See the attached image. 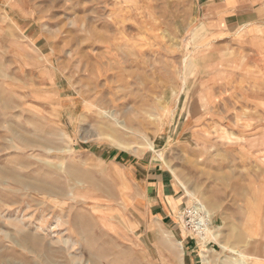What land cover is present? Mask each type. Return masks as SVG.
I'll list each match as a JSON object with an SVG mask.
<instances>
[{
  "label": "rangeland",
  "instance_id": "374dc122",
  "mask_svg": "<svg viewBox=\"0 0 264 264\" xmlns=\"http://www.w3.org/2000/svg\"><path fill=\"white\" fill-rule=\"evenodd\" d=\"M230 250L264 264V0H0V264Z\"/></svg>",
  "mask_w": 264,
  "mask_h": 264
},
{
  "label": "crops",
  "instance_id": "0c3cea01",
  "mask_svg": "<svg viewBox=\"0 0 264 264\" xmlns=\"http://www.w3.org/2000/svg\"><path fill=\"white\" fill-rule=\"evenodd\" d=\"M146 163L144 165H141V168H142V170L143 169L146 170V171L143 170V173H144L143 177L147 180V183L149 184V187L155 190V196L158 199V202H155L154 205H153L154 209L156 211L165 210L162 207V204L160 203V201H161L162 198L166 197L167 187L163 183L164 179H161L160 176L158 177V174H159V170L157 168L158 167V163H154L152 158L149 159L148 161H146ZM167 207H169L168 204H167ZM165 212L166 211H164V213ZM259 263H262V262H259Z\"/></svg>",
  "mask_w": 264,
  "mask_h": 264
},
{
  "label": "bare ground",
  "instance_id": "6f19581e",
  "mask_svg": "<svg viewBox=\"0 0 264 264\" xmlns=\"http://www.w3.org/2000/svg\"><path fill=\"white\" fill-rule=\"evenodd\" d=\"M102 110V109H101ZM110 114H112V112H110ZM109 115V114H108ZM107 115V116H108ZM112 115H115V113L114 114H112ZM115 117H116V115H115ZM113 118V117H112ZM207 209V208H206ZM57 220L58 221H62V218L61 217H58L57 218ZM61 223H64V221L63 222H61ZM43 224H44V222H42V224L40 225V226H38L37 227V231L38 232H42V231H44V226H43ZM65 244H67V246H68V248H71L73 245H74V243H73V241L72 240H70V239H66L65 240ZM223 246V249H226V247H225V245H222ZM231 252H234V253H237L240 257H241V259H243V257H245L244 255L245 254H243L242 252H241V254H239L236 250H230ZM241 259H239V263L240 264H244L245 262V259H243V261L241 260ZM246 263H247V261H246ZM245 263V264H246ZM248 264V263H247Z\"/></svg>",
  "mask_w": 264,
  "mask_h": 264
}]
</instances>
